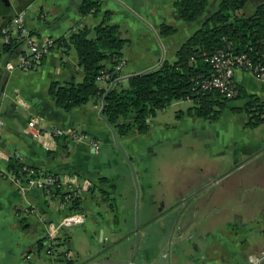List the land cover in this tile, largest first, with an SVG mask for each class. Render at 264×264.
<instances>
[{
  "label": "crops",
  "instance_id": "1",
  "mask_svg": "<svg viewBox=\"0 0 264 264\" xmlns=\"http://www.w3.org/2000/svg\"><path fill=\"white\" fill-rule=\"evenodd\" d=\"M176 1L100 0V13L84 16L83 0H0V29L9 12L24 9L26 25L39 44L69 41L82 28L93 36L109 14V23L129 40L122 78L173 60L222 2L208 0L203 17L186 24ZM263 3L248 0L241 14L250 17ZM163 24L177 32L161 36ZM3 48L0 37V117L5 123L0 135V264H247L250 255L264 250V123L248 129L246 112L233 111L243 108L247 98L230 107L231 121L240 116L241 125L223 127L229 138L235 128L240 132L227 143L199 140L202 119L176 120V111L187 109L186 101L152 120L147 135L134 130L120 137L100 115L103 100L92 99L67 112L50 97L53 82L85 77L74 47L68 53L55 47L35 69L12 72L4 68L6 60L17 63L26 48L11 57ZM105 64L112 66L111 61ZM236 83L264 101V81L238 72ZM57 127L90 134L100 146L95 150L89 141L54 137L51 130ZM192 132L195 138L184 143ZM12 164L18 173L21 166L27 174L34 170L39 179L50 173L61 177L66 193H81L79 212L87 215L86 222L59 227L74 212L66 197L52 199L39 186L20 184ZM105 226L111 233L106 239ZM50 236L57 247L47 255L39 241L45 244Z\"/></svg>",
  "mask_w": 264,
  "mask_h": 264
},
{
  "label": "trees",
  "instance_id": "2",
  "mask_svg": "<svg viewBox=\"0 0 264 264\" xmlns=\"http://www.w3.org/2000/svg\"><path fill=\"white\" fill-rule=\"evenodd\" d=\"M248 0H222L218 10L204 20L203 25L177 51L173 60H164L156 69L147 73L135 75L126 82L119 81L120 74L109 69L105 62L111 61L112 66L124 60V51L129 40L120 36V28L109 23V14L94 29V35L88 28L75 32L69 41L65 38L54 40L56 47L69 52L74 47L83 69V81L75 79L68 82H53L49 95L55 105L67 112L87 104L92 99L105 98L103 118L114 130L115 134L123 137L132 131L139 135H147L151 130V120L159 111L169 108L176 102L190 100L193 104L185 111L177 112L178 118L184 116L199 118L214 123L223 115L229 101L247 98L243 108H233L236 113L246 112L248 122L246 128L254 129L264 123V101L257 95H249L238 87L239 94L234 99H227L217 90H201L197 81L206 79L211 73V67L205 62L208 56L214 55L220 49L231 44L236 54H247L255 60H264V3L250 16L241 14ZM208 6V0H178L174 7L180 20L186 24L200 20ZM100 0H83L81 13L98 15L101 11ZM9 12V16L0 29L9 26L19 12ZM177 32V28L163 24L160 35L169 37ZM23 42L11 39L4 44L3 53L9 57L21 52ZM55 49V48H54ZM106 72L113 87H101L98 78ZM16 175L21 178L16 166L12 164ZM21 166L24 174L27 171ZM52 174V173H50ZM49 174H46L48 176ZM53 176H57L52 174ZM56 195L62 198L70 193L61 192L57 185ZM111 209L115 211V203ZM83 199L74 197L71 210H81ZM39 241V249L45 244ZM60 246V245H59ZM57 245L53 246L54 248Z\"/></svg>",
  "mask_w": 264,
  "mask_h": 264
},
{
  "label": "built area",
  "instance_id": "3",
  "mask_svg": "<svg viewBox=\"0 0 264 264\" xmlns=\"http://www.w3.org/2000/svg\"><path fill=\"white\" fill-rule=\"evenodd\" d=\"M27 12L25 10L18 13L11 24L2 30V40L4 44H8L11 39H16L19 42H23L22 46L26 48L22 54L18 55V62L15 63L13 60H6L4 68L12 72L14 70L20 69L24 71L33 70L40 66L44 58L50 53L52 49L56 47L53 39H49L42 44H39L37 40L32 35L28 26L26 25L25 19ZM211 67V73L209 77L203 80L197 81L196 85L203 91L207 90H217L227 99H234L238 96L239 90L236 83V74L238 72L248 73L254 76L256 79L264 81V60H255L249 57L247 54H236L232 51L231 44L220 49L214 55L208 56L205 59ZM125 67V61L122 60L117 65L111 66L109 69H113L116 73L121 74L123 68ZM110 74L103 72V74L98 78L99 84H103L105 88H109L113 83H110ZM121 77H119L120 79ZM190 101V100H187ZM36 120L29 122V126L34 128ZM4 121L0 117V135L4 128ZM51 133L54 137L68 139L74 143H80L83 141H89L92 143L93 148L96 150L99 148L100 143L98 140L90 136L85 132H81L73 128H53ZM22 171V170H21ZM19 179L18 182H29L33 185L39 186L44 190L47 197L55 199L61 195H56L57 188L54 185L58 181V186L61 188V192L64 191V181L59 176H53L49 174L42 179H39L37 173L34 170L29 171L28 174H24ZM38 177V178H37ZM81 196V193L72 192L69 196L65 198V204L71 206L72 199L74 197ZM34 213L35 210H32ZM87 215L84 212H73L68 215L61 225L62 226H76L82 225L86 222ZM54 238L52 236L48 237L45 242V253L47 255H52ZM264 263V250L258 254H252L248 257L247 264H263Z\"/></svg>",
  "mask_w": 264,
  "mask_h": 264
},
{
  "label": "rangeland",
  "instance_id": "4",
  "mask_svg": "<svg viewBox=\"0 0 264 264\" xmlns=\"http://www.w3.org/2000/svg\"><path fill=\"white\" fill-rule=\"evenodd\" d=\"M243 99H245V98H239V99H235V100H232V101H229L228 103H227V107L225 108V110H224V112H223V115H222V117L217 121V122H214V123H210V122H207V121H204L203 120V124H204V127L205 128H200V129H198L197 130V135H198V139L199 140H204V141H215V142H218V143H227V141H229V140H234V139H236L239 135H240V132H239V129L238 128H235L233 131V134H232V137L233 138H229V136L227 137L226 136V134H225V131H224V129H223V127H225V126H228V125H232V126H235V127H237L238 126V124L239 125H241V123L239 122V117H237L238 119H236V121L234 120V122L233 121H231V116H232V114H231V112H230V107L231 106H240V103H241V101H243ZM193 103L191 102V101H186L185 103H183V106H185V105H188V107H187V109L192 105ZM163 111H167V113L168 112H175V107H174V105L173 106H170L169 108H167L166 110H162V111H159L158 113H157V115H156V117L158 116V115H160V114H162V112ZM177 112H179V110L178 111H176V120H181L182 118H184V117H187V116H184V117H182V118H178V116H177ZM243 116H245V115H243ZM156 117H154V118H152V120H154ZM151 120V121H152ZM211 126H218V128H216V129H212V128H210ZM152 127V126H151ZM172 129H177V128H172ZM171 130H169V131H167V133H166V138L168 137V135H171V132H170ZM168 134V135H167ZM193 134H194V132H192L191 134H190V137L189 138H186V137H184V143H187V141L189 142L190 140H191V138H195L194 136H193ZM234 136H235V138H234ZM161 137H164L163 135L161 136ZM240 137V136H239ZM168 140V142L170 143V145L171 146H173V147H175L174 146V140H172V139H167ZM236 141H238V144H237V146L236 147H239V145H240V140L238 139V140H236ZM172 150H174L175 151V149L174 148H172ZM183 151H187L186 149L185 150H183ZM138 213H139V204L138 205H136V212H135V217H136V214H137V220H139L138 219ZM140 214V213H139ZM139 218H140V215H139ZM135 220H136V218H135ZM140 222V221H139ZM136 226H137V223H136Z\"/></svg>",
  "mask_w": 264,
  "mask_h": 264
},
{
  "label": "water",
  "instance_id": "5",
  "mask_svg": "<svg viewBox=\"0 0 264 264\" xmlns=\"http://www.w3.org/2000/svg\"><path fill=\"white\" fill-rule=\"evenodd\" d=\"M2 1H5V2H9V0H2ZM156 69V68H155ZM154 70V69H153ZM151 71V70H150ZM147 72H149V71H145V72H142V73H139V74H143V73H147ZM139 74H134V75H131V76H128V77H122L119 81H126V80H128L129 78H131V77H133V76H135V75H139ZM111 87H113V85L111 86ZM110 87V88H111ZM104 103H105V98L103 99V106H102V109H101V113H100V115L103 117V110H104ZM107 123V122H106ZM107 125L109 126V124L107 123ZM110 127V126H109ZM111 128V127H110ZM111 130L113 131V133H114V135H116L115 134V132H114V130L111 128ZM104 232H103V234H104V238L106 239V238H108L110 235H111V233H110V230H109V228L107 227V226H105V228H104V230H103ZM140 234L138 235V238H137V246H138V244H139V242H140Z\"/></svg>",
  "mask_w": 264,
  "mask_h": 264
}]
</instances>
